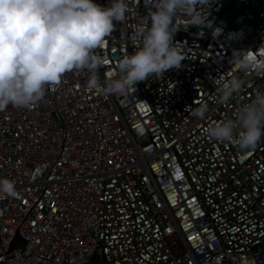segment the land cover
Here are the masks:
<instances>
[{"label": "built area", "instance_id": "1", "mask_svg": "<svg viewBox=\"0 0 264 264\" xmlns=\"http://www.w3.org/2000/svg\"><path fill=\"white\" fill-rule=\"evenodd\" d=\"M128 3L93 53L102 82L150 23L152 0ZM201 14L204 26L178 21L180 69L125 95L73 70L31 108L0 111V178L18 193L0 197V264H264V137L241 152L207 135L264 91V0H210ZM233 77L242 87L221 101Z\"/></svg>", "mask_w": 264, "mask_h": 264}, {"label": "clouds", "instance_id": "2", "mask_svg": "<svg viewBox=\"0 0 264 264\" xmlns=\"http://www.w3.org/2000/svg\"><path fill=\"white\" fill-rule=\"evenodd\" d=\"M205 5L210 0H152L150 23L142 20L133 29L132 39L140 47L120 58L116 72L102 82L98 71L107 61L93 53L105 45L116 27L114 22L125 21L128 0H110L108 6L95 0H0V111L9 105L31 108L44 98L48 86L59 84L73 70H87L89 90L125 95L138 82L180 69L184 49L173 42L178 21L187 18L191 26H204L201 9ZM252 63L245 57L241 66L246 69ZM241 87L238 78L220 80L221 101H229ZM207 111L204 104L193 114L203 118ZM207 135L220 143H232L241 152L255 150L264 137V91L258 90L249 102L242 103L234 118L208 127ZM17 195L14 182L0 178V197Z\"/></svg>", "mask_w": 264, "mask_h": 264}, {"label": "water", "instance_id": "3", "mask_svg": "<svg viewBox=\"0 0 264 264\" xmlns=\"http://www.w3.org/2000/svg\"><path fill=\"white\" fill-rule=\"evenodd\" d=\"M24 243V242H23ZM12 246H13V244H12Z\"/></svg>", "mask_w": 264, "mask_h": 264}]
</instances>
